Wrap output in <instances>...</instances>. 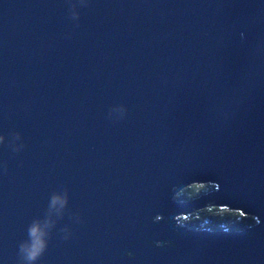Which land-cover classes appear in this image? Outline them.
<instances>
[{
  "label": "water",
  "instance_id": "1",
  "mask_svg": "<svg viewBox=\"0 0 264 264\" xmlns=\"http://www.w3.org/2000/svg\"><path fill=\"white\" fill-rule=\"evenodd\" d=\"M0 136V264L65 189L37 264H264V0H0Z\"/></svg>",
  "mask_w": 264,
  "mask_h": 264
},
{
  "label": "clouds",
  "instance_id": "2",
  "mask_svg": "<svg viewBox=\"0 0 264 264\" xmlns=\"http://www.w3.org/2000/svg\"><path fill=\"white\" fill-rule=\"evenodd\" d=\"M74 17H78L79 13L73 12ZM121 115L126 111L123 105L113 110ZM16 139L20 138V134H16ZM4 137L0 136V142ZM69 203V194L65 189L63 192H54L49 200L47 214L43 218H37L29 225L27 229V239L19 244L20 264H37L38 261L46 253L52 230L56 227L57 219L64 215L65 209ZM55 217V218H54ZM62 231L67 232L64 228Z\"/></svg>",
  "mask_w": 264,
  "mask_h": 264
},
{
  "label": "trees",
  "instance_id": "3",
  "mask_svg": "<svg viewBox=\"0 0 264 264\" xmlns=\"http://www.w3.org/2000/svg\"><path fill=\"white\" fill-rule=\"evenodd\" d=\"M216 189L215 186L192 185L181 191L176 199L179 201L193 200ZM180 224L199 231L221 232V231H243L258 224L257 219L244 216L240 212L225 208L208 207L192 215L182 217Z\"/></svg>",
  "mask_w": 264,
  "mask_h": 264
},
{
  "label": "rangeland",
  "instance_id": "4",
  "mask_svg": "<svg viewBox=\"0 0 264 264\" xmlns=\"http://www.w3.org/2000/svg\"><path fill=\"white\" fill-rule=\"evenodd\" d=\"M182 217L178 218L179 220L181 219Z\"/></svg>",
  "mask_w": 264,
  "mask_h": 264
}]
</instances>
